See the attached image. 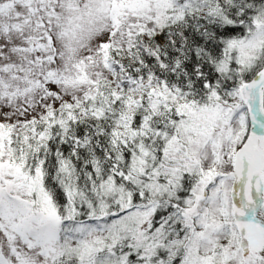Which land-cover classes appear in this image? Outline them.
Returning a JSON list of instances; mask_svg holds the SVG:
<instances>
[{"label":"snow or ice","instance_id":"obj_1","mask_svg":"<svg viewBox=\"0 0 264 264\" xmlns=\"http://www.w3.org/2000/svg\"><path fill=\"white\" fill-rule=\"evenodd\" d=\"M0 264H264V0H0Z\"/></svg>","mask_w":264,"mask_h":264}]
</instances>
